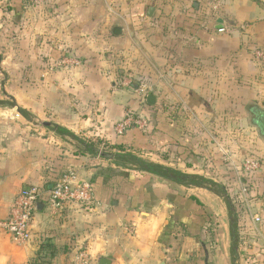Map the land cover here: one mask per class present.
I'll return each instance as SVG.
<instances>
[{
    "label": "crops",
    "instance_id": "0c3cea01",
    "mask_svg": "<svg viewBox=\"0 0 264 264\" xmlns=\"http://www.w3.org/2000/svg\"><path fill=\"white\" fill-rule=\"evenodd\" d=\"M0 4L9 21L0 22V218L22 189L48 191L68 171L90 183L95 198L91 206L68 204L57 213L39 202L26 243L0 235V264H74L79 251L90 264L101 257L110 264H213L208 245L216 244L205 239L215 223L228 264L234 216L244 245L239 264H264V170L246 175L241 169L246 159L264 161V139L248 113L252 105L264 110V0ZM114 27L122 29L119 36ZM132 78L151 82L154 106L138 101ZM16 79L17 101L8 90ZM160 90L182 105L162 107ZM170 110L182 113V125L165 118ZM127 112L148 126L119 137L114 126ZM86 140L128 144L142 149L144 160L221 184L229 212L206 189L80 153L79 141ZM46 242L55 253L42 263L37 252Z\"/></svg>",
    "mask_w": 264,
    "mask_h": 264
},
{
    "label": "built area",
    "instance_id": "2783aa9c",
    "mask_svg": "<svg viewBox=\"0 0 264 264\" xmlns=\"http://www.w3.org/2000/svg\"><path fill=\"white\" fill-rule=\"evenodd\" d=\"M23 2L28 6L37 7L47 4L49 0H23ZM223 31V29L218 30L220 33ZM256 55L260 57L261 53L257 52ZM72 63L75 64L77 62L73 61ZM148 93V87L142 86L138 88L136 90L138 101L145 102ZM147 126L145 119L134 115L132 112H127L115 124L114 131L117 136H120L132 127L143 131L146 130ZM102 149V147L99 149V153ZM224 157L230 161L228 153L224 154ZM241 169L244 174L250 175L264 170V161L246 159L242 162ZM39 202H44L52 213H57L68 204L91 206L95 203V198L92 194L90 183L81 182L75 172L68 171L62 174L48 191H44L38 187L22 189L14 197L7 217L0 218V235H7L17 243H26L30 239L32 218L36 211L35 206ZM253 221L254 223H259L261 219L258 215H254ZM129 232L131 233L130 230ZM74 264H90L87 252L79 251Z\"/></svg>",
    "mask_w": 264,
    "mask_h": 264
},
{
    "label": "trees",
    "instance_id": "16d2710c",
    "mask_svg": "<svg viewBox=\"0 0 264 264\" xmlns=\"http://www.w3.org/2000/svg\"><path fill=\"white\" fill-rule=\"evenodd\" d=\"M144 105L148 106L146 103H144ZM21 113L23 114V112ZM172 114H177L178 116L181 113H178L176 110ZM164 116L169 121H176L175 117L169 118L167 116V113ZM129 131L143 132L142 130H139L136 127H132L126 132ZM124 134L120 135L119 137L124 136ZM79 144L82 147V150L80 152L82 154L87 153L93 156H99L105 160H112L113 163L120 168L130 169L132 171H136L141 174L156 177L162 181L174 184L176 186L186 187V188L194 187V188L206 189L212 192L213 194L223 198L224 202L228 204V206H231L229 203L226 189L221 184H217L212 180L204 178L202 176L184 174L176 169H172L170 167H166L160 164H156L144 160L138 156V153L143 151L142 149H136L128 144L109 145L105 143L103 145L102 151L99 153L98 146L101 145L102 142H97L95 144H86L83 141H79ZM178 155L181 158L182 154L179 153ZM106 156H109L110 159L107 158ZM187 198L194 201L196 205L202 207V204L199 203V201L193 196H188ZM230 245H231L232 253L237 252L239 245V237L237 233V220L235 216L232 217V222L230 224ZM54 253H55L54 247L50 245L49 242H46L40 246V249L37 252V259L42 263H48L54 257Z\"/></svg>",
    "mask_w": 264,
    "mask_h": 264
},
{
    "label": "rangeland",
    "instance_id": "374dc122",
    "mask_svg": "<svg viewBox=\"0 0 264 264\" xmlns=\"http://www.w3.org/2000/svg\"><path fill=\"white\" fill-rule=\"evenodd\" d=\"M31 8H34V7H31ZM5 9H6V6L3 5V4H0V22L7 21V19H8V18H4L3 19L2 15H1L5 11ZM120 22L121 21L118 20V23H120ZM7 24L9 25V21H7ZM0 37H1V34H0ZM0 79L2 80L3 78L0 77ZM9 84H10V86L8 87V90L9 91L11 90V92H12L13 95H15V94L17 95V90H18V82H17V79H16V81H11ZM128 84L131 85L132 87L133 86H136V87L138 86V88H140L142 86H146V87H148V91L149 92H152L154 90L153 87L151 86V82H149V81H147L145 79L132 78V80H130V82ZM161 84H162L161 85L162 87L169 86L168 83L165 84L163 81H162ZM159 92H160V97H161L160 102H161V106L162 107H167V108L172 109L171 107L176 106L178 103L180 105H182V99L181 98H179V97L178 98L171 97L170 96V92H169V95H168V93L164 92V90H160ZM17 99H18V95L16 96L15 101H17ZM3 100H5L6 101V104H9V105H12V103H13V100L10 99V98H8V97H4ZM172 113H173V110L172 111L170 110V112L168 111L167 112V116L169 118L175 117L176 118V121L177 122H181V125H182V113L179 114L178 116H177V114H172ZM138 117H141V116L138 115ZM143 119H145V121L148 122V120L146 118H143ZM181 125H180V127L182 128ZM251 128L254 129V127H251ZM251 133H253L254 135H252V138H251L250 142H251V145L254 146L255 145L254 139L257 136L255 134L256 133L255 130H252ZM85 143L86 144H95V141L92 142L91 140H89V141L86 140ZM101 147L103 148V145H99L98 146L99 149ZM238 147H239L238 144H235L234 150H237ZM177 159H181L182 160V157L181 158L180 157H177ZM175 161H177V160H175ZM177 163L178 162H175V164H177ZM172 169H174V168H172ZM236 182H237V180H236ZM229 209L230 208L228 206V212H229ZM229 214H231L233 216L232 213H229ZM238 230H239V226L237 225V233H238ZM221 234H222V231H221L220 226H218V224L215 223V225H213L211 227L209 233L206 235V239H205L206 245L209 244V243H213V242L216 244L215 247L212 244L208 245V246H210V250L209 251H210V254L212 256L213 264H223V257L225 256L224 255L225 252H224L223 246H222V239H221L222 235ZM242 246H244V245H242V243H240L238 245V248H241ZM237 253L238 252L232 253V251H231V245H230V249H229V252H228V255L229 256L227 255L228 256V261H229L228 264H239V259H238V254ZM250 261H252V260H250Z\"/></svg>",
    "mask_w": 264,
    "mask_h": 264
},
{
    "label": "water",
    "instance_id": "95a60500",
    "mask_svg": "<svg viewBox=\"0 0 264 264\" xmlns=\"http://www.w3.org/2000/svg\"><path fill=\"white\" fill-rule=\"evenodd\" d=\"M153 8H149L147 11V16H151ZM221 28V27H218ZM113 35L119 36L122 33V29L120 27H114L112 30ZM145 102L149 106H154L156 102V98L152 94H148L146 96ZM249 115H251V124L257 129L260 137L264 139V110L259 107L252 105L250 110L248 111ZM44 126H49L48 123H45ZM109 158V156H106ZM110 159V158H109ZM43 205L41 203H37L35 206L36 211L42 210ZM98 264H110V261L104 257L98 259ZM160 264H164L161 262Z\"/></svg>",
    "mask_w": 264,
    "mask_h": 264
}]
</instances>
